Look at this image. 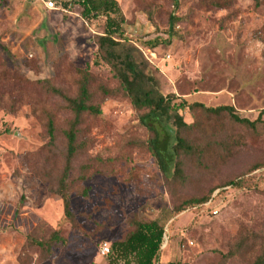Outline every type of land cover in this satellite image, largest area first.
I'll list each match as a JSON object with an SVG mask.
<instances>
[{
	"label": "rangeland",
	"instance_id": "obj_1",
	"mask_svg": "<svg viewBox=\"0 0 264 264\" xmlns=\"http://www.w3.org/2000/svg\"><path fill=\"white\" fill-rule=\"evenodd\" d=\"M123 39L139 49L176 104L233 106L256 121L264 111V0H117ZM0 0V264H108L102 246L123 240L132 221L166 226L159 264H255L264 257V114L255 129L228 115L179 110L183 132L202 156H181L182 176L166 177L149 147L152 134L105 64H94L105 18L85 21L82 9ZM173 40L152 50L145 43ZM77 70L89 73L96 117L85 115L69 176L72 220L53 192L65 168V131L74 116L48 85L78 93ZM101 87L120 91L105 98ZM52 116L55 140L47 123ZM251 177L250 188L230 189L212 209L175 215L184 200L202 198L225 183ZM211 210V211H210ZM59 231V232H58ZM58 232L57 241L52 239ZM51 242L45 250L32 240ZM243 242V244H241Z\"/></svg>",
	"mask_w": 264,
	"mask_h": 264
},
{
	"label": "trees",
	"instance_id": "obj_2",
	"mask_svg": "<svg viewBox=\"0 0 264 264\" xmlns=\"http://www.w3.org/2000/svg\"><path fill=\"white\" fill-rule=\"evenodd\" d=\"M56 4L61 3L65 8L73 5L79 6L81 17L85 21L93 18L104 17L103 35L97 36L96 44L98 53L94 64L100 66L105 64L111 68L115 78L119 83L120 91L131 100L133 106L139 111H145L139 117V123L149 129L152 138L149 141V147L153 152L158 165L163 174L170 176L174 169L175 177L182 176L181 156L194 157L202 156L203 150L196 146L193 141L183 132L190 131L188 125L179 110L187 107L190 111H202L208 116L228 117L235 123L245 127L255 129L262 121L264 111L259 115L256 121H250L242 118L233 106L206 107L202 103L189 104L182 101L176 104L177 97L174 94L163 95L160 91V83L156 78L149 62L145 59L142 52L134 45L127 43L123 39V24L125 17L121 6L117 0H54ZM229 1L215 3L219 9L227 8ZM175 8H179V0H174ZM177 18L171 17L168 39H155L148 43V49H156L160 45H168L175 36L174 28ZM79 79L77 81L78 93L75 97L68 96L65 91L53 87L49 82H45L51 93L60 96L66 102L67 112L74 116L65 131L67 139V152L65 154V168L62 172L58 187L53 190L63 201L64 218L72 220L71 198L69 195L70 183L69 176L72 170V164L79 152L77 139L84 124V116L96 117L102 113L101 107L93 101L95 93L92 90L89 73L85 70H77ZM13 76V75H12ZM11 75L2 72L0 80L5 82ZM120 91H115L107 87H101L99 93L105 98L116 96ZM117 92V93H116ZM48 134L52 143L55 140V124L52 116H49L47 123ZM264 169V165L258 164L252 168L251 173H257ZM240 177L229 181L224 185L212 189L208 195L202 198H191L184 200L175 209V215L185 211H207L206 205L216 198L222 197L228 190L249 189L250 178ZM216 192H219L215 197ZM211 211V210H210ZM133 231L125 239L118 240L110 245V253L107 256L108 264H159L160 255L164 249L166 236V226L160 220H140L132 221ZM59 232V231H58ZM58 232L53 238L57 241ZM33 246H38L43 250L51 246V242L32 240ZM243 244V242L241 243ZM255 264H264V257H259Z\"/></svg>",
	"mask_w": 264,
	"mask_h": 264
},
{
	"label": "built area",
	"instance_id": "obj_3",
	"mask_svg": "<svg viewBox=\"0 0 264 264\" xmlns=\"http://www.w3.org/2000/svg\"><path fill=\"white\" fill-rule=\"evenodd\" d=\"M25 1L28 2V1H31V0H25ZM32 1H33V0H32ZM34 1L43 3V4L45 5V7H46L48 10H50V11H57V10H58L57 4H56V2H55L54 0H34ZM218 193H219V192H216L215 197H217ZM212 203H213V201H211L210 203H208V204L206 205V207H207V208H211V207H212ZM212 208H213V207H212ZM212 208H211V209H212ZM211 213L214 214V215H217L219 212H218V210H213V209H212ZM102 250H103V254H104V255H108V254L110 253V245L107 244V243H105V244L102 246Z\"/></svg>",
	"mask_w": 264,
	"mask_h": 264
}]
</instances>
